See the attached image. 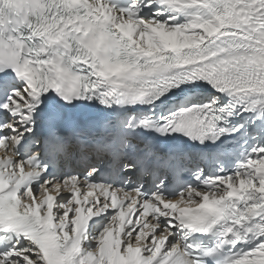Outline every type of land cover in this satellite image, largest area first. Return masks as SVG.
<instances>
[{"label": "snow or ice", "instance_id": "6c2138e0", "mask_svg": "<svg viewBox=\"0 0 264 264\" xmlns=\"http://www.w3.org/2000/svg\"><path fill=\"white\" fill-rule=\"evenodd\" d=\"M0 264H264V0H0Z\"/></svg>", "mask_w": 264, "mask_h": 264}]
</instances>
